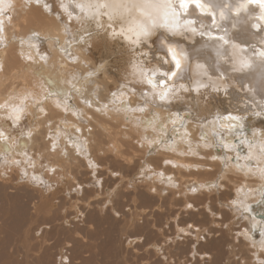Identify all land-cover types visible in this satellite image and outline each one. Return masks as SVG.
<instances>
[{
    "label": "bare ground",
    "instance_id": "bare-ground-1",
    "mask_svg": "<svg viewBox=\"0 0 264 264\" xmlns=\"http://www.w3.org/2000/svg\"><path fill=\"white\" fill-rule=\"evenodd\" d=\"M175 1L0 0V197L27 196L42 218L50 213L45 187L70 181L62 199L82 189L103 206L111 192L109 215L125 209L127 195L179 205L214 225L233 215L235 247L264 264V235L255 241L263 218L253 209L264 197V39L255 38L264 15L247 6L221 37L208 17L182 13ZM157 30L166 43L190 42L182 81H160L172 65L156 47ZM172 128L178 136L164 145ZM33 175L45 184L31 183ZM216 210L221 220L208 217ZM176 227L186 249L200 245L196 253L226 235L192 222Z\"/></svg>",
    "mask_w": 264,
    "mask_h": 264
},
{
    "label": "rangeland",
    "instance_id": "rangeland-1",
    "mask_svg": "<svg viewBox=\"0 0 264 264\" xmlns=\"http://www.w3.org/2000/svg\"><path fill=\"white\" fill-rule=\"evenodd\" d=\"M70 101L72 104L73 98ZM46 126L51 131V126L48 124ZM178 133V129H170L164 139V145L173 143ZM242 151L244 154L248 152L245 147ZM19 174L21 180H28L23 173ZM81 175L83 176V173ZM114 175H120V173ZM1 176L8 178L6 172H2ZM88 176V174L84 175V177ZM38 178L39 175L36 178L33 175L31 183L36 186L45 184V181L38 180ZM113 180L115 179H111L106 185L109 190L111 188V191L112 185L109 184H113ZM10 181L16 184H10L11 191L15 190L14 187L18 185L17 181L14 179ZM69 183L58 184L49 190L45 187L47 195H44L43 205L46 211L49 209L50 213L47 211L42 218L35 217L33 212L36 207L32 203H26L29 201L27 196L14 193L4 200L0 197V264H220V262L221 264H254L256 261L242 258L241 247H235V244H238V240L234 243V234H237V231L232 230L233 227L237 228L240 225L237 217L233 215L227 222L219 221L214 225L204 217H194L183 212L181 208L179 209V205H163L162 200L157 201L156 199L154 204L148 203V207V204H145L146 206L141 204V200L131 201L132 197L129 195L125 196V209L111 212L113 214L109 215L108 210L103 208L110 205L108 198L113 195L111 192V194L108 192L104 196L101 195L107 199L103 206L96 205V203L90 204L94 194L86 193L82 189L75 195L73 190L62 199L60 197L62 189L68 190ZM121 184L122 182H118L116 186H121ZM87 187L88 189L93 188L88 184ZM224 202H220V209H224ZM253 206L254 211L261 214L264 224V197L262 201ZM51 216L52 220H50ZM144 217L153 222L149 228L143 226ZM208 217L221 220L222 213L216 210ZM32 220L35 222L31 223ZM190 222L223 229L226 232L225 239L219 245L206 244L207 250L202 249L198 253L195 252V249L200 247L198 242L193 243L192 248L198 245L195 249H186L181 243L183 236L180 234L182 233H176V225L182 224L190 227ZM212 235L213 237L219 236V232L215 231ZM263 235L264 230L257 229L255 241L262 239ZM209 238L206 234L200 237V240L206 243L205 239L209 240ZM202 251H207V253ZM244 252L247 256L252 255L250 249ZM211 253H215L216 257Z\"/></svg>",
    "mask_w": 264,
    "mask_h": 264
},
{
    "label": "water",
    "instance_id": "water-1",
    "mask_svg": "<svg viewBox=\"0 0 264 264\" xmlns=\"http://www.w3.org/2000/svg\"><path fill=\"white\" fill-rule=\"evenodd\" d=\"M178 1V0H176ZM176 1L174 3H176ZM219 5V7H218ZM181 12L187 14L191 9L196 8L198 13L202 16L209 18V23L212 25L215 32L221 37L227 35L236 24L234 19L237 21V16L241 11L247 9V6L257 7V18L260 19L261 15H264V0H181L179 4ZM223 7L222 10L219 8ZM139 16H136L138 20ZM231 18L233 23L231 22ZM218 29V30H217ZM157 36L155 38L156 47L166 53L171 62L172 68L168 70L166 76L161 78V83H176L182 81L187 76L190 66L191 59L187 48L183 43L185 42H170L166 43L164 36L161 31H156ZM262 36L258 34L255 38L264 39V31ZM190 43V42H186ZM182 55L180 59L176 55Z\"/></svg>",
    "mask_w": 264,
    "mask_h": 264
}]
</instances>
